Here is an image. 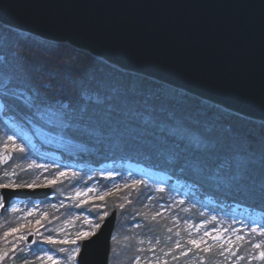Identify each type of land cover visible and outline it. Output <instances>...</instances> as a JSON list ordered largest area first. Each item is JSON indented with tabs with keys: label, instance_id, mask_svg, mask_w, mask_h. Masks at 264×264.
Returning a JSON list of instances; mask_svg holds the SVG:
<instances>
[{
	"label": "trees",
	"instance_id": "16d2710c",
	"mask_svg": "<svg viewBox=\"0 0 264 264\" xmlns=\"http://www.w3.org/2000/svg\"><path fill=\"white\" fill-rule=\"evenodd\" d=\"M0 99L4 104L0 133L10 130L6 118L28 129L49 119L52 124L45 127L65 145L60 150L62 159L82 165L78 172L85 174L89 167L107 162L123 171L131 161L168 175L167 188L159 195L150 198L142 185L131 192L129 202L123 196L104 202L103 212L118 208L111 264H232L236 259L235 264H264L253 259L264 251V241L260 249L252 248L251 258L245 253L251 247L246 240L238 244L231 262L220 248L183 254L176 234L186 209L181 207L176 216L171 211L172 216L162 221L150 216V209L168 201L167 192L180 182L190 191L185 200L196 216L203 208L232 216L239 204L262 213L264 225L263 122L125 71L67 43L43 40L2 24ZM26 151L57 170L61 165L43 159L35 148ZM36 167L16 170L20 185L41 183ZM2 174L0 165V182ZM52 187L57 190V185ZM91 210L102 221L98 208ZM11 221L16 222L17 215L10 210L0 213L1 240ZM163 247L167 249L159 252Z\"/></svg>",
	"mask_w": 264,
	"mask_h": 264
},
{
	"label": "water",
	"instance_id": "95a60500",
	"mask_svg": "<svg viewBox=\"0 0 264 264\" xmlns=\"http://www.w3.org/2000/svg\"><path fill=\"white\" fill-rule=\"evenodd\" d=\"M0 23L264 122V0H0ZM13 156L3 150L1 164ZM1 194L3 211L53 191L8 187ZM117 216L115 209L82 242L79 264H110ZM36 237L31 231L26 242Z\"/></svg>",
	"mask_w": 264,
	"mask_h": 264
},
{
	"label": "rangeland",
	"instance_id": "374dc122",
	"mask_svg": "<svg viewBox=\"0 0 264 264\" xmlns=\"http://www.w3.org/2000/svg\"><path fill=\"white\" fill-rule=\"evenodd\" d=\"M3 109L4 104L0 99V114ZM5 121L10 126V130L0 133V164L4 149L14 150L15 156L10 164L2 166L3 174L0 185L12 184L14 186L10 188H16L15 185H20L16 170L32 165L40 169L36 179L39 178L41 183L35 184V187L46 186L54 190L52 185L55 184L57 190L55 189L56 191L54 190L49 201L45 200V202L14 200L8 210L17 215V221L9 223L7 235L3 237L4 240L0 239V264H52V261L47 259L48 256L53 257L54 260L58 261V264H78L77 257L80 252L75 255L73 260H68L72 254V249L79 247L81 250L82 242L94 235L82 238L75 244L49 243L46 238L51 236L56 241H72L76 238L78 231L90 232L93 230V225L99 224V228L95 229L96 234L106 217V212H103L105 210L104 202L111 198L120 200L118 198L121 196L126 202H129L131 192L134 189L138 190L142 185L146 186L150 198L159 195L167 188L165 185V182L167 183L166 175L157 173L141 164L127 163L130 168L125 167L126 169L123 171H118L114 164L107 162L96 167H89L85 170V174L78 172L83 170L82 165L75 161L66 162L62 159L64 157L61 156L60 150L64 149L65 145L60 137L45 127V124H52L49 119L42 121L45 124L33 123L31 129L22 126L11 118H6ZM9 137L12 139L9 140ZM193 137L197 143H201V138ZM40 143L51 148L42 149ZM27 148H35L40 152L43 159H51L60 163L61 165L57 167L59 169L52 167L53 164L49 165L51 163L46 160L38 161L29 157ZM61 172L66 173V175L60 176ZM49 180L56 182L48 184ZM133 181H140L141 183L133 185ZM172 186L174 191L167 192L168 201L161 200L155 209H150V216L155 215L157 219L162 221L172 216L171 211H174V216H176L179 210L183 209L181 207L186 209L187 213L181 212L182 215L185 214V218L182 225H178L176 234V241L183 250V254H190V251L202 252L206 247L220 248L223 253L222 256L231 262L233 255L237 253L238 249L236 248L242 245L245 240L251 246L245 249V253L250 258L253 256L252 248L254 245L264 241V236L261 237L259 231L257 233L250 231L252 227L264 228L262 215L259 213L251 212L247 207L238 204L234 206L232 216L209 212L203 207L201 214L196 216L190 211L192 205L186 204L185 196L190 192L189 189L184 188L183 183L180 182H176ZM105 193L110 194L104 195ZM100 196H104V198L99 199ZM0 197H2L1 194ZM208 201L211 202L210 199ZM2 207L3 199L0 201V213L6 211H2ZM238 207L241 210H238ZM91 208H98L97 213L103 217L102 221H99ZM114 209L118 210V208ZM170 227L169 230L174 227V223ZM12 229H17V231L13 232ZM31 231L37 235L36 241L32 244L25 241ZM206 232L209 235H205ZM238 236L242 239H237ZM11 237L12 239H10ZM116 238L115 229L112 248L113 243L117 241ZM192 240L202 241L200 247L196 248L191 243ZM61 248L65 251L61 252ZM166 249L163 247L159 252H164ZM164 254L167 256L169 252ZM151 256H155L152 255V251ZM238 260L236 259V262L231 263L235 264Z\"/></svg>",
	"mask_w": 264,
	"mask_h": 264
},
{
	"label": "snow or ice",
	"instance_id": "6c2138e0",
	"mask_svg": "<svg viewBox=\"0 0 264 264\" xmlns=\"http://www.w3.org/2000/svg\"><path fill=\"white\" fill-rule=\"evenodd\" d=\"M8 139L11 140L12 137H9ZM17 147H18V146H17ZM20 150L23 151V149H20ZM64 175H66V173H64V172H61V173H60V176H64ZM55 182H56L55 180H49V181H48V184H54ZM138 183H141V182H140V181H133V185L138 184ZM13 186H14V185H12V184H4V185H0V187H3V188L13 187ZM15 186H16V187H28V188H32V187H35L36 185H35V183H32V184H22V185H15ZM117 187H118V186H117ZM160 190L163 191V189H160ZM89 191H91V189H89ZM109 194H110V193H105L104 195H109ZM77 195H80V193H77ZM103 198H104V196H100V197H99V199H103ZM0 201H2V197H0ZM121 207H123V205H121ZM105 215H107V213H105ZM102 218H103V217H102ZM37 223H39V221H37ZM92 227H93V230L90 231V232H87V231H78V232L76 233V238H75L74 240H72V241H56V240H53V238H52L51 236L47 237L46 239H47V241H48L49 243H73V244H75L77 241L81 240L82 238H85V237H88V236L95 235V229H96V228H99V224L93 225ZM12 231L15 232V231H17V229H12ZM250 231H251L252 233H257V232L259 231V234L262 235V236H264V228L252 227V228L250 229ZM6 235H7V233H6ZM205 235H209V233L206 232ZM21 239H23V237H21ZM214 239H216V237H214ZM237 239H242V237H239V236H238ZM201 242H202V241H201ZM201 242H198V241H196V240H192V241H191V243H192L196 248H199V247H200V243H201ZM254 247L257 248V249H260V248H261V245H260V244H255ZM210 250H211L210 247H206V248L204 249L205 252H208V251H210ZM60 251L63 252V251H65V249L61 248ZM79 252H80V248H79V247H76V248L72 249V254L68 257V260H69V261L73 260V259L75 258V255H76L77 253H79ZM221 254H223V253H221ZM233 254H234V253H233ZM47 259H48V260H51V261H52V264H58V261L54 260L53 257H51V256H48ZM253 259H257V260H262V261H264V251H260V252H259V255L253 257Z\"/></svg>",
	"mask_w": 264,
	"mask_h": 264
}]
</instances>
